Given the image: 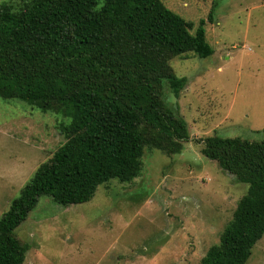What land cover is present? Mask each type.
Returning a JSON list of instances; mask_svg holds the SVG:
<instances>
[{"label":"trees","instance_id":"trees-1","mask_svg":"<svg viewBox=\"0 0 264 264\" xmlns=\"http://www.w3.org/2000/svg\"><path fill=\"white\" fill-rule=\"evenodd\" d=\"M204 22L193 31L160 0H29L0 11V99L61 116L65 139L0 218V264H23L15 231L40 197L84 204L110 180L136 179L146 149L180 153L189 129L163 85L178 99L187 80L169 62L212 56ZM201 145L247 190L198 264H245L264 235V142L215 135Z\"/></svg>","mask_w":264,"mask_h":264},{"label":"rangeland","instance_id":"rangeland-1","mask_svg":"<svg viewBox=\"0 0 264 264\" xmlns=\"http://www.w3.org/2000/svg\"><path fill=\"white\" fill-rule=\"evenodd\" d=\"M28 1L0 0V11H18ZM160 2L193 31L205 21L213 48L206 59L188 53L169 62L187 84L178 99L164 84L163 97L187 123L188 141L172 156L146 149L136 179L110 180L87 203L63 207L40 197L15 231L27 247L23 264H198L246 193L200 150L215 135L264 142V0ZM61 122L0 99V218L64 144ZM245 264H264V235Z\"/></svg>","mask_w":264,"mask_h":264}]
</instances>
